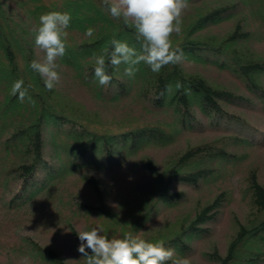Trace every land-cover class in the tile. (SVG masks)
<instances>
[{
  "label": "trees",
  "instance_id": "obj_1",
  "mask_svg": "<svg viewBox=\"0 0 264 264\" xmlns=\"http://www.w3.org/2000/svg\"><path fill=\"white\" fill-rule=\"evenodd\" d=\"M172 1L190 7L177 18L189 21L179 36L162 42L150 39L142 24L131 22L110 0H0V152L8 208L28 205L59 177L77 172L99 199L96 205L78 202L80 209L118 224L121 212L104 202L99 172L116 171L148 148L175 146L184 135L213 133L176 148L161 170L143 157L151 179L136 191L141 200L134 222L142 227L156 213L183 208L192 190L214 183L228 166L264 148V128L242 114L264 116V51L253 44L264 31L260 26L254 34L238 16L251 15L244 10L247 0ZM256 2L259 20L253 18L264 25V0ZM161 5L155 0L138 23ZM228 19L234 23L222 36L204 32ZM186 62L213 66L238 80L239 88L187 70ZM53 64L76 72L100 100L141 99L150 112L170 107L172 122L92 128L87 108L57 88ZM240 191L246 209L233 219L225 254L213 249L206 257L217 264H264V180L255 164L245 170ZM201 194L163 237L126 243L104 264H180L196 239L214 234L230 200L227 189ZM27 243L45 264H69L56 248Z\"/></svg>",
  "mask_w": 264,
  "mask_h": 264
},
{
  "label": "rangeland",
  "instance_id": "obj_2",
  "mask_svg": "<svg viewBox=\"0 0 264 264\" xmlns=\"http://www.w3.org/2000/svg\"><path fill=\"white\" fill-rule=\"evenodd\" d=\"M110 1L131 22H136L138 26L142 24L141 27L150 35V39L153 37L152 40L155 41H172L174 36H179L183 25L186 27L189 21V19L185 21L182 19L190 7L185 8L172 0H162L161 8L153 12V17L147 16L145 23H138V21L146 14L155 0ZM247 2L244 10L248 8L251 15L249 17L248 14L238 16L242 18L247 29L251 31L254 29V34L260 33L264 31V25L256 22L259 20L257 14L259 5L256 0H247ZM239 3L238 8H241V1ZM182 16L183 18L177 19ZM233 23L234 19L233 21L228 19L204 32L219 37L226 33ZM260 26L262 28L259 32L258 27ZM253 44L264 51V34H260ZM185 66L187 70H200L214 82L230 84L234 89L239 88L238 80H233L225 72L217 71L213 66L204 65L201 62H186ZM51 71L55 72L60 80L57 88L73 97L72 99L82 105L81 108H87V112L93 116L92 122L95 123L89 124L92 128L115 130L117 127L125 128L126 124L130 122L133 124L136 121H144L143 123L155 120L172 122L170 107L150 112L141 99L136 100L131 97L111 102L100 100L95 92L76 75V72L64 66H58L57 69V65L54 64ZM242 114L264 128V116L260 113L244 112ZM213 135V133L196 136L184 135L178 140L179 144L175 146L148 148L138 156L125 160L116 171L99 172L97 176L102 180L106 190L107 198L104 202L109 210H120L121 212L117 215L119 223L115 225L108 223L106 218L100 219L80 209L78 202H89L96 205L99 199L94 195L92 188L82 180L81 174L77 172H68L59 177L28 205L17 209L8 208L3 195L0 152V264H45L40 258L30 253L27 243L29 239L56 248L69 264H96L91 262L92 258L96 261L101 260V264H104L109 256L120 254L127 246L126 243L141 244L152 239L154 242L157 238L163 237L161 234L171 228V224L179 214L190 211L196 198L201 194L200 192L203 193L201 195L209 197L219 192L220 189H227L230 200L220 221L218 219L219 223L214 234L207 238L196 239L193 243L192 254L180 262V264H217L206 257V252L215 249L225 254L231 233L234 232L233 219L235 216H241L246 209V203H243L240 191L245 170L248 166L255 164L264 180V148L251 150L239 164L228 166L218 180L206 184L204 188L208 190L204 192V188L200 189V192L192 190L190 192L192 199L183 208L166 209L156 213L153 219L142 227H138V223L134 222L137 217L135 216L137 206L141 200L140 196L137 197V187L151 179V174L142 162L143 157H151L156 167L161 170L165 157L174 152L176 148L186 145L189 139ZM47 139L53 141L51 137L47 136ZM50 147L51 143L47 151Z\"/></svg>",
  "mask_w": 264,
  "mask_h": 264
}]
</instances>
